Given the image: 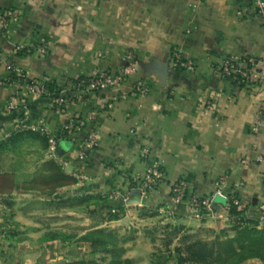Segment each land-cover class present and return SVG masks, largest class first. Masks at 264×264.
I'll use <instances>...</instances> for the list:
<instances>
[{
    "label": "crops",
    "instance_id": "obj_1",
    "mask_svg": "<svg viewBox=\"0 0 264 264\" xmlns=\"http://www.w3.org/2000/svg\"><path fill=\"white\" fill-rule=\"evenodd\" d=\"M7 7L18 8L19 15L0 34V79L13 64L26 82H53L60 91L26 94L23 108L8 110L20 85L0 84V137L46 125L58 139L64 169L84 179L80 190L108 195L112 207H120L122 198L138 199L130 180L157 159L164 182L150 194L153 203L168 201L170 186L179 179L198 196L217 187L229 193L239 182L236 193L248 203L246 215L257 219L264 203V115L259 131L251 128L264 104V81L238 83L214 69L223 56L248 53L264 70V28L249 0H0V9ZM43 43L49 44L45 55L38 52ZM18 44L24 48L15 52ZM173 47L192 60L193 72L173 65ZM127 56L136 69L117 86L89 92L83 99L71 86L73 99L64 109L51 106L70 80L115 72L127 64ZM138 84L149 90L141 93ZM92 110L95 119L74 140L63 134L65 122ZM88 127L97 129L98 146L80 168L74 147ZM145 145L147 158L140 152ZM224 204L216 197L215 215L226 213ZM69 249L58 242L9 247L4 241L0 264H64Z\"/></svg>",
    "mask_w": 264,
    "mask_h": 264
},
{
    "label": "rangeland",
    "instance_id": "obj_2",
    "mask_svg": "<svg viewBox=\"0 0 264 264\" xmlns=\"http://www.w3.org/2000/svg\"><path fill=\"white\" fill-rule=\"evenodd\" d=\"M82 180L49 156L42 134L0 137V242L63 243L70 264H264V221L232 206L196 217L148 195L112 207Z\"/></svg>",
    "mask_w": 264,
    "mask_h": 264
},
{
    "label": "built area",
    "instance_id": "obj_3",
    "mask_svg": "<svg viewBox=\"0 0 264 264\" xmlns=\"http://www.w3.org/2000/svg\"><path fill=\"white\" fill-rule=\"evenodd\" d=\"M251 8L255 14L261 19L264 28V0H249ZM240 15L241 12H238ZM19 15V9L16 7H7L0 9V34H3L8 22L11 19L17 18ZM24 48V45H17L14 48L15 52H18ZM49 44L43 43L38 47V52L41 55L48 53ZM171 62L175 67L183 69L187 72L194 71V64L191 59L186 57L183 51L179 47H173L171 50ZM136 69L135 63L131 61L130 56H127V64L121 69L115 72L99 71L92 76L86 78H77L70 80L68 83V89L55 94L51 100V106L56 107L59 110H63L64 107L73 99L69 93L71 86H74L76 90V97L83 99L84 95L93 91H103L108 88L117 86L128 75L134 73ZM215 71L222 76L229 77L238 83L245 84H257L264 81V70L256 67V59L248 53L240 55H227L221 57V59L214 66ZM7 75L0 79V84H19L20 87L14 91L11 98L8 101V110H19L24 107V98L26 94H32L40 97L48 94H52V91L47 88L43 81L30 80L26 82L24 73L22 70L17 69L13 64L7 65ZM12 74L21 76L23 81L19 82L18 79H14ZM137 90L141 93H146L149 90L147 84H138ZM22 91V92H21ZM97 112L89 111L85 116L75 114L63 125V134L73 138L74 135L85 128L89 122L95 119ZM264 104H262L254 115V122L251 130L253 132L259 131L263 122ZM26 129L36 131L46 137L47 151L50 157L58 159L59 155L57 151V137L51 135L48 132V128L44 124H37L27 127ZM7 134L2 135L3 137ZM1 136V137H2ZM98 146V132L94 127H88L84 138L75 142V156L74 162L78 167L84 166L87 155L90 151ZM149 147L143 146L140 150L142 156L147 158L149 156ZM261 158L257 157V161ZM262 179V191L264 194V172L261 175ZM164 182V173L162 171L159 160L149 161L144 169V172L139 177H134L130 180V186L132 189H136L141 198L147 197L154 192ZM240 183H234V189L229 193H224L221 188L217 187L213 193L206 196H198L190 194L187 190V182L184 179H179L170 186V201L172 205L177 208H181L185 214L191 216H214L213 205L216 197H222L225 201L224 207L229 209L231 206L237 208L242 214H245L248 209V203L242 200L236 193V189ZM115 212V209L111 210ZM257 219L264 221V203L259 204L257 210Z\"/></svg>",
    "mask_w": 264,
    "mask_h": 264
},
{
    "label": "trees",
    "instance_id": "obj_4",
    "mask_svg": "<svg viewBox=\"0 0 264 264\" xmlns=\"http://www.w3.org/2000/svg\"><path fill=\"white\" fill-rule=\"evenodd\" d=\"M12 77H13L14 79H18L20 82L23 81V79H22L21 76H16L15 74H12ZM29 82H30V81H29ZM44 84L47 86V88H48L49 90L54 89L53 91H55V92H59V91H60V89H59L57 86H55L53 82H44ZM233 210H235V211H237V212L239 211V210H237L236 207L232 206V207H231V211H233ZM65 264H70V263H65Z\"/></svg>",
    "mask_w": 264,
    "mask_h": 264
}]
</instances>
